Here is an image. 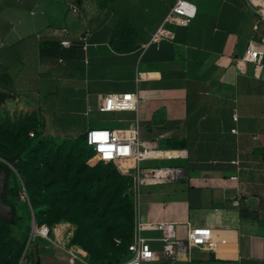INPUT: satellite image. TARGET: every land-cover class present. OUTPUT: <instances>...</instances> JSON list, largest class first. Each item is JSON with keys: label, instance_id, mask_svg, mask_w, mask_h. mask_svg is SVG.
<instances>
[{"label": "crops", "instance_id": "1", "mask_svg": "<svg viewBox=\"0 0 264 264\" xmlns=\"http://www.w3.org/2000/svg\"><path fill=\"white\" fill-rule=\"evenodd\" d=\"M191 1L198 7L191 22L155 40L177 0H0V90L12 95L2 108L34 111L45 129L47 117L58 118L72 137L137 127L155 145L182 143L183 177L146 186L142 220L174 222L181 237L190 226L210 227L218 247L170 264H264V62L258 70L238 62L250 41H262L264 25L255 28L247 0ZM121 23L134 39L115 37ZM84 34L85 47L41 54L43 42ZM110 92L137 93L138 108L100 110ZM96 113L115 127L89 119Z\"/></svg>", "mask_w": 264, "mask_h": 264}, {"label": "rangeland", "instance_id": "2", "mask_svg": "<svg viewBox=\"0 0 264 264\" xmlns=\"http://www.w3.org/2000/svg\"><path fill=\"white\" fill-rule=\"evenodd\" d=\"M90 116L89 119L101 126L115 127L101 114ZM46 121L47 130L34 111L18 104L0 107V161L10 150L25 145L28 149L17 165H11L10 183L21 195L10 196L8 201L18 207L19 224L9 227L0 221V264H30V251L35 245L41 250L39 264H70V251L80 257L75 264H105L112 256H126L132 226L127 220L131 211L130 176L115 164L88 165L90 148L81 144L77 137H72L71 132L59 130L58 118L47 117ZM44 130L49 137L40 142ZM73 133L81 134L82 131ZM54 134L61 136H52ZM70 150L74 153V170L80 172L83 183L65 195L58 191L44 202L33 204L26 188L27 174L32 166L29 162L34 161L35 167L43 165V156L47 155L50 162L60 168ZM179 161L153 160L147 163L177 165ZM149 184L142 185V200ZM52 187L42 189L41 194H50ZM64 222L69 224V230L63 238L53 236L49 240L40 234L32 235L34 224L38 228L44 224L55 228Z\"/></svg>", "mask_w": 264, "mask_h": 264}, {"label": "built area", "instance_id": "3", "mask_svg": "<svg viewBox=\"0 0 264 264\" xmlns=\"http://www.w3.org/2000/svg\"><path fill=\"white\" fill-rule=\"evenodd\" d=\"M251 8L257 13L255 28L264 25V0H247ZM70 9L81 13V7L73 3ZM197 5L191 0H177L171 12L166 18L165 26L159 29L155 40L162 37H172L173 25H188L196 16ZM63 32L67 33L68 28L64 27ZM87 34L81 35L76 42L69 39H62L61 46L71 47L74 44L85 47ZM264 35L261 42L250 41L244 55L238 62H251L255 64L256 70L264 62ZM139 105V97L134 92H110L100 98V110H136ZM238 115L235 114V119ZM236 132V129H233ZM32 135L34 133L32 132ZM87 142L93 150V155L88 159L89 165L99 162L113 163L120 167L128 176L131 177V197L134 205L135 223L133 240L128 245L130 256L123 262L116 264H142L144 262L159 261L163 264H170L177 261L180 257H189L190 253L198 248L211 245L218 247V242L213 239L214 231L206 226H190L186 237H181L178 233V226L174 222H153L142 220V185L151 183L154 185L174 182L181 179L184 175V168L177 165L157 164L149 165L147 162L153 160L166 161L180 159L184 157V151L177 148L160 147L138 136V128L109 129L92 128L87 131ZM173 151L172 155H165L164 152ZM26 195L24 193L23 197ZM41 236L51 240L50 234L54 230L48 225H42ZM145 230L159 231L160 236H146ZM120 242V240H118ZM70 262L73 264L79 255L70 251Z\"/></svg>", "mask_w": 264, "mask_h": 264}, {"label": "trees", "instance_id": "4", "mask_svg": "<svg viewBox=\"0 0 264 264\" xmlns=\"http://www.w3.org/2000/svg\"><path fill=\"white\" fill-rule=\"evenodd\" d=\"M115 37H118L119 39L127 38V41L130 40V38H135V30L128 24V23H121L117 28L115 29ZM61 41H49V42H43L41 44V54L43 57H45L47 54L50 55H65V52L62 50H59L61 47ZM135 48V45H120L118 49L122 51H129ZM50 52L48 53V51ZM12 95L8 91H1L0 90V107L6 102L7 99L11 98ZM35 137V136H34ZM49 137V134H42V137H40L39 141H43L44 139H47ZM38 139V138H34ZM77 139H79L80 143L84 146H90L87 142V132L80 134ZM169 143V142H168ZM168 148H182V143L179 142H170L169 144L165 145ZM27 146H23L19 149H13L5 154H3V160L0 161V171L4 172L6 175L5 179V185H4V193H3V201L11 205L12 212L10 218H3L0 216V221H2L6 226L9 227H16L19 224V211L18 207L10 203L9 197L10 196H18L21 195V192L18 191L17 188L13 187L10 183V176L13 173V169L11 165H17L18 161L20 160L22 154L27 152ZM93 155V150L90 148V155L88 159ZM49 156L45 155L43 156L42 161H44L43 165L35 167L34 161L29 162V166L31 168L28 171V178L26 179V188L29 192V195L31 196L33 204L42 203L46 199H49L50 197L54 196L55 193L60 191L62 195L67 194L72 189H77L82 183V179L80 178V172L78 170H74V153L70 150L67 156V160L64 162L63 165L60 166V168L57 167L55 163L52 164L50 160L48 159ZM87 159V161H88ZM104 163V162H99ZM88 164V163H87ZM106 164H113V163H106ZM89 165V164H88ZM151 165V164H149ZM27 167V166H26ZM130 178V182L131 177ZM52 187L49 191L50 194L43 195L41 194L42 189H46L47 187ZM130 207L131 211L127 218L128 222L131 223V229L129 233V238L126 244V256L121 255H115L109 258L108 262L105 264H116L125 261L129 258L130 253L128 251V245L133 240V233H134V223H135V214H134V205L132 201V197L130 196ZM42 226V225H40ZM51 230L53 226L48 225ZM54 236L53 232H51L50 237L52 238ZM41 250L37 245L31 248L30 251V257L31 262L30 264H39V257H40Z\"/></svg>", "mask_w": 264, "mask_h": 264}, {"label": "water", "instance_id": "5", "mask_svg": "<svg viewBox=\"0 0 264 264\" xmlns=\"http://www.w3.org/2000/svg\"><path fill=\"white\" fill-rule=\"evenodd\" d=\"M5 177H6L5 173L0 171V216L3 218H10L11 212H12V207H11V205H7L1 197V191L4 190L5 179H6ZM35 226H36V224H34V226H33L32 235H35L34 234V227Z\"/></svg>", "mask_w": 264, "mask_h": 264}, {"label": "bare ground", "instance_id": "6", "mask_svg": "<svg viewBox=\"0 0 264 264\" xmlns=\"http://www.w3.org/2000/svg\"><path fill=\"white\" fill-rule=\"evenodd\" d=\"M173 153V151L164 152L165 155H172ZM53 230L55 238H63L64 234L69 230V224L66 222L61 223L60 225H57L55 228H53ZM34 234H41L40 229L37 226L34 227Z\"/></svg>", "mask_w": 264, "mask_h": 264}, {"label": "flooded vegetation", "instance_id": "7", "mask_svg": "<svg viewBox=\"0 0 264 264\" xmlns=\"http://www.w3.org/2000/svg\"><path fill=\"white\" fill-rule=\"evenodd\" d=\"M3 193H4V190L3 191H1V197H2V199H3ZM8 205V204H7Z\"/></svg>", "mask_w": 264, "mask_h": 264}]
</instances>
